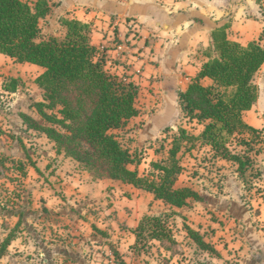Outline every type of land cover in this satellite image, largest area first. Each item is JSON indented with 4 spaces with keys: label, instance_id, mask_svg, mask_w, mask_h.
I'll return each mask as SVG.
<instances>
[{
    "label": "trees",
    "instance_id": "16d2710c",
    "mask_svg": "<svg viewBox=\"0 0 264 264\" xmlns=\"http://www.w3.org/2000/svg\"><path fill=\"white\" fill-rule=\"evenodd\" d=\"M53 6L52 0H0V53L44 69L36 78L43 92L42 100L32 104L43 123L22 113L26 129L46 135L54 142L58 153L83 164L96 178L133 185L172 207H184L190 199L199 196L192 187L176 185L182 171L179 154L185 138L191 139L189 149L197 143L207 144L215 156L235 162L247 190L255 187L253 180L257 173L249 151L254 149L253 143L264 142V130L246 124L243 112L253 107L259 95L255 77L264 64V46L259 41L244 45L230 40L225 26L213 31V46L207 50L209 60L188 89L179 93L188 119L204 125L201 134L196 136L180 127L169 157L153 161V170L141 174L137 168L130 167L139 165L141 159L115 132L124 130L128 120L139 114L136 100L140 85L106 68L105 57L99 55L92 43L89 23L62 18L65 37L62 40L55 36L42 38L41 21ZM206 77L212 84H202L201 79ZM3 87L16 92L20 87L19 79L11 77ZM234 144L242 146V151L232 147ZM146 228L155 240L170 236L160 215L142 217L133 231L136 241ZM186 230L202 249L216 252L199 232L189 226ZM11 240L9 236L1 245L0 257ZM114 253L119 255L117 251Z\"/></svg>",
    "mask_w": 264,
    "mask_h": 264
},
{
    "label": "crops",
    "instance_id": "0c3cea01",
    "mask_svg": "<svg viewBox=\"0 0 264 264\" xmlns=\"http://www.w3.org/2000/svg\"><path fill=\"white\" fill-rule=\"evenodd\" d=\"M52 1L55 6L47 16L52 17V22L58 23L63 31L66 28L55 19H78L91 24L92 43L98 48L99 55L105 57L106 68L140 85L136 100L139 114L128 120L124 130L115 132L129 149L141 151L145 148L153 155L156 154L157 139L178 134L180 127L196 136L204 128L202 123L189 120L185 115L179 93L188 89L203 64L209 60L207 50L213 46L212 33L215 29L225 26L228 39L244 45L256 40L264 46V0ZM118 46H122V49ZM5 56L12 59L16 69L28 65L38 69V75L44 71L36 64L20 63ZM5 81L0 82L3 91H6L3 87ZM201 82L204 85L212 84L208 77L201 79ZM255 82L259 95L253 107L243 112V120L249 126L264 130V64L256 74ZM19 90L10 93L16 94ZM40 100L42 95L34 101ZM22 113L43 123L34 107L29 106ZM134 128L135 135L131 136ZM262 138L264 140V132ZM146 143H149V147L144 146ZM261 144L262 150L254 158L257 173L254 186L261 189L260 193L248 191L237 172V164L215 156L210 145L198 144L190 150L181 151L179 155L182 171L176 185L189 186L194 190L193 185L184 183L185 164L181 159L192 156L196 150L208 157L206 164L212 171L213 192L203 196L205 201L198 206L202 210L196 211V231L202 236L206 235L205 241L213 240L217 253L226 260L236 257L234 264H264V142ZM233 147L237 151L243 149L240 145L234 144ZM98 181L114 183L112 192L118 205L134 202L138 197L148 198L135 225L144 215L161 214L149 206L152 201L172 207L156 199L151 192L133 185L113 179ZM185 207L191 210L189 205L172 208L182 211ZM207 227H211L212 231L204 234ZM218 237L223 239L217 244ZM205 255L208 260L216 259L210 253L206 252Z\"/></svg>",
    "mask_w": 264,
    "mask_h": 264
},
{
    "label": "rangeland",
    "instance_id": "374dc122",
    "mask_svg": "<svg viewBox=\"0 0 264 264\" xmlns=\"http://www.w3.org/2000/svg\"><path fill=\"white\" fill-rule=\"evenodd\" d=\"M52 20V17H46L41 21V36H55L62 40L66 29L63 31ZM16 68L12 59L0 54V82L13 75L18 76L20 82L16 94L3 91L0 86V248L6 238H12L7 251L0 257V264L236 263V257L226 260L217 251L202 249L186 230L187 225L196 230V211L202 210L198 206L205 201L203 196L213 192L212 171L206 164L208 157L205 153L196 150L192 156L181 159L185 164L184 183L193 185L199 195L197 199H190L191 210L185 207L182 211H175L152 201L149 206L161 213L170 236L155 240L146 228L136 241L133 231L138 225L135 223L140 219L148 198L138 197L134 202L118 205L112 192L113 182L98 181L100 178L83 164L64 153L58 154L55 144L45 135L26 129L21 114L43 93L36 83L40 71L28 65ZM130 134L134 136L135 131ZM174 136L157 139L154 155L145 148L141 151L130 148L141 159L139 165L130 167L137 168L141 174L151 172L153 161L169 157ZM182 142V151L190 150L191 139L185 138ZM252 147L254 149L249 152L254 159L263 146L253 143ZM196 176L199 177L196 179ZM257 189L255 186L250 191L260 193L261 189ZM205 230L204 234L212 231L211 227ZM221 238H217V244ZM206 242L211 246L215 244L213 240ZM206 252L215 255L216 259L208 260Z\"/></svg>",
    "mask_w": 264,
    "mask_h": 264
},
{
    "label": "built area",
    "instance_id": "2783aa9c",
    "mask_svg": "<svg viewBox=\"0 0 264 264\" xmlns=\"http://www.w3.org/2000/svg\"><path fill=\"white\" fill-rule=\"evenodd\" d=\"M119 49H122V46H118Z\"/></svg>",
    "mask_w": 264,
    "mask_h": 264
}]
</instances>
